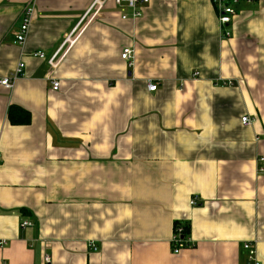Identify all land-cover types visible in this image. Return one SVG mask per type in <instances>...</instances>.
Masks as SVG:
<instances>
[{"label": "crops", "instance_id": "crops-1", "mask_svg": "<svg viewBox=\"0 0 264 264\" xmlns=\"http://www.w3.org/2000/svg\"><path fill=\"white\" fill-rule=\"evenodd\" d=\"M32 1L18 45L30 0H0V78L25 63L0 87V264H254L244 243L264 264V0L237 5L229 39L210 0H149L134 20ZM178 223L193 247L174 255Z\"/></svg>", "mask_w": 264, "mask_h": 264}, {"label": "built area", "instance_id": "built-area-1", "mask_svg": "<svg viewBox=\"0 0 264 264\" xmlns=\"http://www.w3.org/2000/svg\"><path fill=\"white\" fill-rule=\"evenodd\" d=\"M108 0H94L91 7L86 11L85 18L91 11L92 14H96L100 9L104 8L106 2ZM149 0H111V2L119 8H127L130 10V18L138 19L141 17V6L148 3ZM243 0H210L211 4L214 6L217 13V22L219 28L221 29V37L223 39H229L231 37V32L227 31L225 27H228L233 18L237 13V5ZM35 15V5L32 0L25 5L22 10L21 21L19 24L18 32L15 35V43L18 45H24L27 35L29 33L32 21ZM127 15H122L121 19H127ZM133 50L131 48H124L121 52V60L126 62L128 66L132 65L133 60ZM32 57L45 60L46 57L41 52H36L32 54ZM56 61V55L50 57L48 59V63L50 66H53ZM25 69V63L20 60L9 76L0 78V87L3 89L9 90L12 88L13 83L23 76ZM197 74V73H196ZM59 88V82L57 80H53L51 83V89L57 91ZM147 89L149 92H155L157 89V85L155 83H148ZM240 123L243 127H249L253 123V119L248 116H242L240 119ZM263 159L260 158L258 161V173H264V163ZM191 206H197L198 201L195 198H192L189 203ZM32 225L31 222L25 221L21 224V228H27ZM184 228L183 225L178 223L173 228V235L171 237V251L174 255H178L182 250L192 248L193 243L190 240V236H183ZM5 245V241H0V247ZM92 250H96L93 245H91ZM243 249H245L248 253V261L253 262L254 264H258L256 261V251L255 248L251 246L250 243H244ZM51 261L48 255H44V263L49 264Z\"/></svg>", "mask_w": 264, "mask_h": 264}, {"label": "trees", "instance_id": "trees-1", "mask_svg": "<svg viewBox=\"0 0 264 264\" xmlns=\"http://www.w3.org/2000/svg\"><path fill=\"white\" fill-rule=\"evenodd\" d=\"M16 108V106H11L10 109H9V113H8V119L9 121L12 123V124H15V123H23V122H27L29 123L30 119H29V116L24 114V118L20 119V120H13L12 118V111ZM183 228H184V233H183V236L184 238H186V236H189V228L187 225H183Z\"/></svg>", "mask_w": 264, "mask_h": 264}]
</instances>
